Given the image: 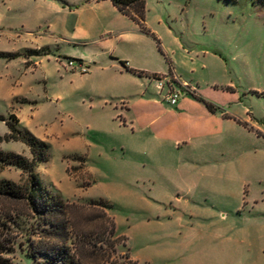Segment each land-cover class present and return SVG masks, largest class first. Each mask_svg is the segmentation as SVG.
<instances>
[{"label":"rangeland","instance_id":"374dc122","mask_svg":"<svg viewBox=\"0 0 264 264\" xmlns=\"http://www.w3.org/2000/svg\"><path fill=\"white\" fill-rule=\"evenodd\" d=\"M11 114L49 145L36 172L79 264H264V0H143L138 22L109 0H0V138ZM26 213L0 196L11 264H29Z\"/></svg>","mask_w":264,"mask_h":264},{"label":"trees","instance_id":"16d2710c","mask_svg":"<svg viewBox=\"0 0 264 264\" xmlns=\"http://www.w3.org/2000/svg\"><path fill=\"white\" fill-rule=\"evenodd\" d=\"M123 15L134 21L143 20V0H109ZM212 112L210 105H207ZM8 133L0 138L2 141L21 142L28 147L31 158L15 154L12 151L0 149V167H14L26 177L25 184L18 185L8 180H0V196L13 203L23 204L26 210L25 229L26 259L29 264H79L70 249L69 224L66 220V204L63 196L40 182L37 167L49 160V145L34 136L29 130L19 126L20 122L14 114L4 120ZM93 207H108L105 203L90 202ZM104 217L106 216L103 212ZM22 218V217H21ZM109 233L113 238L115 225L110 218ZM16 223L9 215L0 221V264H11L3 256L10 254L14 249L11 231L17 228ZM32 234L39 235L44 241L40 244H31Z\"/></svg>","mask_w":264,"mask_h":264},{"label":"built area","instance_id":"2783aa9c","mask_svg":"<svg viewBox=\"0 0 264 264\" xmlns=\"http://www.w3.org/2000/svg\"><path fill=\"white\" fill-rule=\"evenodd\" d=\"M178 97V93L174 92L173 90L168 93L166 100L171 104L174 105L176 103Z\"/></svg>","mask_w":264,"mask_h":264},{"label":"crops","instance_id":"0c3cea01","mask_svg":"<svg viewBox=\"0 0 264 264\" xmlns=\"http://www.w3.org/2000/svg\"><path fill=\"white\" fill-rule=\"evenodd\" d=\"M118 11V10H117ZM18 118V117H17ZM19 122H20V120H19Z\"/></svg>","mask_w":264,"mask_h":264}]
</instances>
